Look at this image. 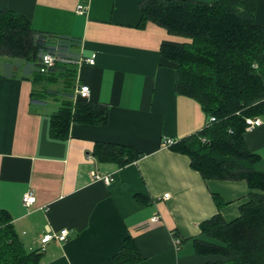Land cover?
I'll list each match as a JSON object with an SVG mask.
<instances>
[{
    "label": "crops",
    "instance_id": "1",
    "mask_svg": "<svg viewBox=\"0 0 264 264\" xmlns=\"http://www.w3.org/2000/svg\"><path fill=\"white\" fill-rule=\"evenodd\" d=\"M141 2L0 0V11L25 16L35 31L76 39L79 59L96 54L93 65L77 63L75 89L88 85L87 101L108 108L106 124L72 122L66 138H55L51 117L66 98L55 92L59 83L37 86L46 96L34 101L36 85L23 78V63L11 76L16 63L0 59V209L28 251L45 233L69 230L65 242L46 245L39 264H110L126 238L138 247L134 264H202L193 244L208 239L200 224L217 214L237 219L250 193H260L245 180H206L189 157L163 145L197 133L207 116L175 92L174 65L160 52L187 40L152 22L139 27ZM255 19L264 28V0ZM258 117L262 124L243 136L264 173V115ZM97 142L132 147L139 157L123 167L101 162ZM30 191L36 201L26 206Z\"/></svg>",
    "mask_w": 264,
    "mask_h": 264
},
{
    "label": "trees",
    "instance_id": "2",
    "mask_svg": "<svg viewBox=\"0 0 264 264\" xmlns=\"http://www.w3.org/2000/svg\"><path fill=\"white\" fill-rule=\"evenodd\" d=\"M257 3L142 0L140 4L139 27L152 22L187 40L164 44L160 52L174 65L175 92L194 99L207 116L200 131L178 140L171 149L189 157L191 167L206 180H245L251 190L260 192L250 193L237 219L226 222L217 214L200 224L208 239H194L193 244L204 258L202 264H264V173L256 170L259 155L248 149L243 136L245 119L264 115V28L255 19ZM78 46L74 38L35 31L23 15L0 11V59L16 63L11 76L23 63V78L32 77L36 85L32 100H42L48 86L64 83L66 98L51 117L55 138H66L72 122L108 121L106 106L74 96ZM42 52L59 58L47 72L40 70ZM39 85L45 91L37 89ZM93 152L99 161L120 167L139 157L132 147L103 142H97ZM41 256L39 248L24 247L9 215L0 209V263L39 264ZM139 259L136 242L126 238L110 264H134Z\"/></svg>",
    "mask_w": 264,
    "mask_h": 264
},
{
    "label": "built area",
    "instance_id": "3",
    "mask_svg": "<svg viewBox=\"0 0 264 264\" xmlns=\"http://www.w3.org/2000/svg\"><path fill=\"white\" fill-rule=\"evenodd\" d=\"M84 6L80 5L79 6V12H83L84 11ZM59 60V58L57 56H55L53 53L50 52H42L40 53V61H41V66H40V70L42 72H47L48 69L52 66H54V64L56 63V61ZM96 60V54L91 55V57L88 58H80L78 60V64H88V65H93L95 63ZM75 98L79 97V98H83V99H88L90 96V87L88 85L82 84L79 85L76 89H75V94H74ZM215 118L211 117L210 118V122H214ZM245 123H246V128H253V127H257L260 126L262 124V120L259 117H248L245 119ZM207 125H209V123H207ZM177 141L171 138H166L163 141V145L165 147H171L172 145H174ZM94 179H104L105 181L109 182V177H102L101 175L97 174V173H93L92 174ZM167 197V195H165V198ZM36 198L33 195V193L27 192L23 195V203L26 206H31L35 203ZM154 221L158 220V217L155 216L153 218ZM69 237V230L68 229H62L58 232H47L44 235H42L41 239H40V251H43L46 247V245L52 241H58L60 243L65 242Z\"/></svg>",
    "mask_w": 264,
    "mask_h": 264
},
{
    "label": "rangeland",
    "instance_id": "4",
    "mask_svg": "<svg viewBox=\"0 0 264 264\" xmlns=\"http://www.w3.org/2000/svg\"><path fill=\"white\" fill-rule=\"evenodd\" d=\"M60 81H63V80H60ZM56 87L57 89L55 90L56 94H59V92L62 94L64 91H63V87H64V83L63 82H59V84L57 86H54ZM50 99V97H49Z\"/></svg>",
    "mask_w": 264,
    "mask_h": 264
}]
</instances>
